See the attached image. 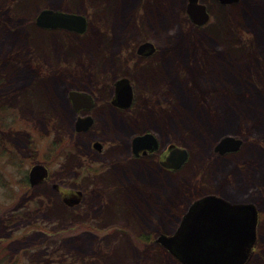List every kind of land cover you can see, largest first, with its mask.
Masks as SVG:
<instances>
[{
  "label": "rangeland",
  "instance_id": "obj_1",
  "mask_svg": "<svg viewBox=\"0 0 264 264\" xmlns=\"http://www.w3.org/2000/svg\"><path fill=\"white\" fill-rule=\"evenodd\" d=\"M200 2L203 25L188 0H0V264H180L155 238L207 193L256 205L247 264H264V0ZM45 8L84 15L86 30L40 27ZM146 41L156 50L140 55ZM121 77L127 109L112 102ZM70 90L92 94V109L76 111ZM79 116L94 122L78 131ZM145 132L160 147L136 155ZM227 135L242 143L222 154ZM171 145L189 152L178 169L162 164ZM43 161L32 189L25 174Z\"/></svg>",
  "mask_w": 264,
  "mask_h": 264
},
{
  "label": "water",
  "instance_id": "obj_2",
  "mask_svg": "<svg viewBox=\"0 0 264 264\" xmlns=\"http://www.w3.org/2000/svg\"><path fill=\"white\" fill-rule=\"evenodd\" d=\"M223 4L238 0H219ZM187 12L191 20L199 25L207 23L210 12L200 0H188ZM40 27L64 29L83 33L87 28V19L76 12H66L54 8H45L36 18ZM156 50L152 42L146 41L139 46L138 52L150 55ZM115 96L112 102L123 109L132 106L134 89L129 78L121 77L116 82ZM69 100L76 111L88 110L94 106L92 94L69 91ZM94 122L91 116H79L76 120L78 131L87 130ZM132 147L136 155L155 152L160 147L158 137L145 132L132 138ZM242 141L234 136H224L215 146L220 153L238 150ZM94 146L102 150L100 141ZM162 164L167 168H180L188 159L185 148L171 145ZM45 165L37 163L30 170L32 185L41 182L48 174ZM70 197L69 204L80 201L81 191ZM180 224L172 234L161 233L157 241L161 243L178 261L183 264H245L257 241L258 209L253 203H234L218 196L207 195L193 202L183 215Z\"/></svg>",
  "mask_w": 264,
  "mask_h": 264
},
{
  "label": "flooded vegetation",
  "instance_id": "obj_3",
  "mask_svg": "<svg viewBox=\"0 0 264 264\" xmlns=\"http://www.w3.org/2000/svg\"><path fill=\"white\" fill-rule=\"evenodd\" d=\"M141 154H143V155H152L153 154V152H150V153H147V154H144V153H141ZM140 154V155H141ZM35 164H37V163H35ZM43 164L45 165V166H48V164H47V162H45V161H43ZM32 166H34V165H32ZM47 169H48V173H50V171H49V168L47 167ZM47 173V174H48ZM30 171L27 173V174H25L26 175V180H27V183H28V185H31L32 186V189H33V187L35 188L36 186H38V185H43V183L48 179V176H49V174L41 181V182H39V183H37V184H34V185H32L31 184V182H30ZM30 186V187H31ZM54 187L56 188L57 187V185H54ZM78 193H75V192H72L69 196L68 195H66V196H64V202L66 203V204H68V205H71V206H74L73 204H69V198L70 197H72V196H74V195H77ZM211 194H214V193H207V194H203V195H201L200 197H196V198H194V200L193 201H191V203H190V205L193 203V202H195L196 200H198V199H201V198H203V197H205V196H207V195H211ZM82 195V194H81ZM81 195H79V198L81 199ZM214 195H217V194H214ZM218 196H220V195H218ZM220 197H222V198H224V199H226V200H228V201H230V199H227V198H225V197H223V196H220ZM80 202V201H79ZM231 203H236V202H233V201H230ZM238 203H241V202H238ZM243 203V202H242ZM241 203V204H242ZM244 203H249V202H244ZM70 207V206H69ZM190 207V206H189ZM189 207H188V209H189ZM188 209H187V211H188ZM183 217V216H182ZM181 217V218H182ZM180 218V219H181ZM182 220V219H181ZM166 234H171V231L170 232H168V233H166ZM159 236V235H158ZM158 236H157V238H158ZM157 238H155V241H156V243L158 242L157 241ZM159 243V242H158ZM160 244V246L161 247H163V249H165L164 251H168V249H166L161 243H159ZM252 252H253V248H252V250H251V252H250V256L252 255ZM250 256H249V258H250ZM249 258L247 259V261L245 262V264H247V262H248V260H249ZM181 264H183V262L181 263Z\"/></svg>",
  "mask_w": 264,
  "mask_h": 264
},
{
  "label": "trees",
  "instance_id": "obj_4",
  "mask_svg": "<svg viewBox=\"0 0 264 264\" xmlns=\"http://www.w3.org/2000/svg\"><path fill=\"white\" fill-rule=\"evenodd\" d=\"M32 2H34V3H36V6L37 7H41L42 5L40 4L41 3V1L42 0H31ZM27 6H29L28 4H27ZM32 26L34 25V22H32V24H31ZM181 98V97H180ZM182 99V98H181ZM180 102V101H179ZM257 102H258V105H262L261 103V99L260 98H257ZM181 107H180V109L181 110H179V111H177L176 113L177 114H174V116H172L171 117V122H172V124L174 125V126H178V125H182V123H183V121H184V118L185 117H183L182 116V110L184 109V104H185V101L184 100H181ZM194 117H197V116H195V115H193ZM201 116V115H200ZM198 118H199V116H198ZM262 128H263V130H264V125L262 126ZM262 128H258V130L259 129H262ZM194 133H196L197 132V128L196 129H191ZM55 160V158L53 159V161ZM46 162V161H45ZM25 184L26 185H28V183H27V180H26V175H25ZM173 230V229H172Z\"/></svg>",
  "mask_w": 264,
  "mask_h": 264
},
{
  "label": "bare ground",
  "instance_id": "obj_5",
  "mask_svg": "<svg viewBox=\"0 0 264 264\" xmlns=\"http://www.w3.org/2000/svg\"><path fill=\"white\" fill-rule=\"evenodd\" d=\"M223 119H224V120H228L229 118H228V116H223ZM230 119H231V118H230ZM236 203H238V202H236ZM249 203H253V202H249ZM232 204H234V203H232ZM253 204H254V203H253ZM186 212H187V211H186ZM186 212H185V213H186ZM185 213H184V214H185ZM184 214H183V215H184Z\"/></svg>",
  "mask_w": 264,
  "mask_h": 264
}]
</instances>
